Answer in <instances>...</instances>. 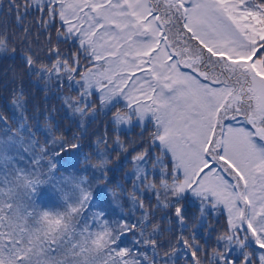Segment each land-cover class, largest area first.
<instances>
[{
    "label": "snow or ice",
    "instance_id": "snow-or-ice-1",
    "mask_svg": "<svg viewBox=\"0 0 264 264\" xmlns=\"http://www.w3.org/2000/svg\"><path fill=\"white\" fill-rule=\"evenodd\" d=\"M13 13L22 31L0 32V54L15 57L19 39L24 69L11 115L0 114V264H177L189 252L202 264L197 231L221 206L227 226L210 264H264V0H9ZM57 22L56 59L38 63L32 26L52 44ZM60 42L77 51L62 57ZM81 57L91 65L83 72ZM25 75L79 131L68 135L47 107L43 126L38 107L29 117ZM118 104L112 145L106 130L83 153L87 121ZM149 124L148 146L130 161L125 212L122 186L107 187L135 146L119 132L139 125L144 143ZM61 168L90 176L58 177ZM145 193L156 202L147 206Z\"/></svg>",
    "mask_w": 264,
    "mask_h": 264
},
{
    "label": "trees",
    "instance_id": "trees-1",
    "mask_svg": "<svg viewBox=\"0 0 264 264\" xmlns=\"http://www.w3.org/2000/svg\"><path fill=\"white\" fill-rule=\"evenodd\" d=\"M255 2L259 3L260 0H255ZM8 6H9V0H0V32L6 30L10 38L13 36V34H15L18 37L22 30L16 27L14 13L11 16L7 14ZM32 19L33 16L28 17V21L30 24ZM57 26H58V22L56 26H53L48 30L52 36V44L46 43V37L48 35V32H45L43 30L39 32V39H37V28L35 26H32V31H31V38L33 42L32 47L35 55L38 57V63L42 62L46 64H51V62L56 59L55 56H51L49 58L48 48L57 44L56 41ZM10 44H11V40H10ZM21 47L22 45L19 39H17L16 40L17 51L15 57H12L11 55L6 53L0 54V114H3L5 116L11 115L12 92L13 89L18 87L21 82V74L23 73V69H24V65L21 63L20 60ZM58 47L62 57L65 56L71 57V54L77 51L76 46H74L71 42H60ZM88 65L90 64L83 57H81L80 72H83ZM14 73L17 74L15 78H14ZM75 75H76V79L80 78L79 73H76ZM22 78L24 82L23 86L25 88V93L28 98L27 114L29 115V117L36 114V108L38 107L40 109V112L44 113L43 115H39L40 125L43 126L44 117L45 115H47V112H45V107H47V110L51 112L52 116L59 122V126L62 129L67 127L68 135H71L73 132L79 131V129L76 126V123L71 122L66 116L65 112L61 109L60 100L56 99L55 97H52L48 100L44 99V92L42 91V82L33 84L30 82V78L27 77L26 75L23 76ZM63 92L64 94L76 95V92L69 93V90L66 86L64 87ZM91 99L93 100V103L98 106V97L93 96L91 97ZM121 107L122 105L118 104L115 107H113L111 111H108L107 114L97 111L95 120L87 121L86 123L87 131L84 133V137L82 141L83 153L85 154L94 153L95 145L93 144V141L96 139L97 136H103L106 130L109 138L108 139L109 146L112 145V140L117 135V133L113 131L114 126L111 123L110 118L112 116V113L115 112L117 108H121ZM53 109H55V111H52ZM29 123H32V121L30 120ZM151 131H152V125L149 124L147 128L143 131L144 143L140 142L141 127L139 125L119 132L120 138L122 140L126 141L127 143L135 142V146L133 150H130L127 153V162H125L122 158L118 170L109 173V180L107 182V187L115 189L117 184L122 186L123 193L121 194L120 202L125 212H128V210L131 207L130 203L126 199L127 194L132 189V176L134 175L132 172V165L130 161L133 155H135L137 152L141 151L142 149L148 146ZM156 154H158V149L156 148H153L149 153L150 157ZM112 155L115 156L116 153L113 152ZM91 162L92 163L96 162V158L94 155ZM81 167H83L82 163L76 165V168H81ZM148 168L149 169L152 168L151 159H149ZM125 173H128L127 177L125 176ZM73 174L90 176V171L88 173H76L75 170L72 168H67V169L61 168L60 171L57 172L58 177L61 176L70 177ZM149 179H152L151 172L149 174ZM155 179L159 181V175H156ZM143 199L147 206H150L151 204H154L156 202L155 196L152 195L150 198V194L148 193L144 194ZM119 210L120 209L117 208V211ZM168 214L171 215V213ZM139 215L140 212L136 211L135 216L133 218L138 217ZM161 215H164V213L161 210L157 209L156 219H159ZM198 215H199V202H196L194 204H189L186 208V220L189 225V229L185 230L186 236L190 235L189 230L191 229V226L196 223L195 217ZM153 222L155 223V220ZM226 226H227V217H226V213L223 212L222 208L220 212L209 213L206 215L204 228H200L197 231V239L205 249L204 252L198 253L202 264H210L208 254L216 246V237L226 229ZM205 228L208 229L207 233L205 232ZM175 230H176V226L173 225V231ZM190 256L191 253L189 252L188 256L186 258H181L177 262V264H186V259L189 261L190 264ZM256 264H258V257L256 258Z\"/></svg>",
    "mask_w": 264,
    "mask_h": 264
},
{
    "label": "rangeland",
    "instance_id": "rangeland-1",
    "mask_svg": "<svg viewBox=\"0 0 264 264\" xmlns=\"http://www.w3.org/2000/svg\"><path fill=\"white\" fill-rule=\"evenodd\" d=\"M173 31H175V29H173ZM90 66H91V65H88L87 67H90ZM87 67H86V68H87ZM86 68H85V69H86ZM85 69H84V71H85ZM125 129H128L127 126H126ZM221 208H222V206H221Z\"/></svg>",
    "mask_w": 264,
    "mask_h": 264
}]
</instances>
